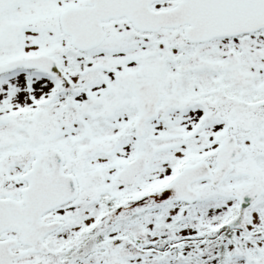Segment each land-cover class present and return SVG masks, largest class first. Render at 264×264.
Returning a JSON list of instances; mask_svg holds the SVG:
<instances>
[{
	"label": "snow or ice",
	"instance_id": "obj_1",
	"mask_svg": "<svg viewBox=\"0 0 264 264\" xmlns=\"http://www.w3.org/2000/svg\"><path fill=\"white\" fill-rule=\"evenodd\" d=\"M0 264H264V0H0Z\"/></svg>",
	"mask_w": 264,
	"mask_h": 264
}]
</instances>
